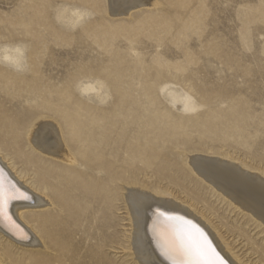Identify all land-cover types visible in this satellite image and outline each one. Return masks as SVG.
<instances>
[{
	"label": "rangeland",
	"instance_id": "obj_1",
	"mask_svg": "<svg viewBox=\"0 0 264 264\" xmlns=\"http://www.w3.org/2000/svg\"><path fill=\"white\" fill-rule=\"evenodd\" d=\"M161 1L160 8L113 16L55 0L34 13L38 23L31 26L24 5L0 0V98L10 96L14 111L41 102L44 88L53 101L75 92L84 116L86 104L93 105L94 132L107 126L110 144L126 146L119 158L127 176L192 204L244 264H264V226L191 174L182 150L227 155L264 174V0ZM117 26L140 31L134 37L116 33ZM23 83L34 86L17 91ZM24 179L34 182L31 172ZM111 217L120 243L103 251L107 260L137 264L126 250L127 214L117 196Z\"/></svg>",
	"mask_w": 264,
	"mask_h": 264
},
{
	"label": "bare ground",
	"instance_id": "obj_2",
	"mask_svg": "<svg viewBox=\"0 0 264 264\" xmlns=\"http://www.w3.org/2000/svg\"><path fill=\"white\" fill-rule=\"evenodd\" d=\"M17 1L29 11L26 19L32 26L38 23L34 13L43 12L55 0ZM69 1L99 8L113 16L162 5L161 0ZM187 1L176 0V5L183 6ZM117 27L116 33L134 31V37L140 31L136 26ZM32 85L15 86L17 91L25 92ZM36 85L42 83L35 82ZM39 94L42 101L37 105L14 111L10 108V96L0 98V173L5 181L15 184L30 197L10 201L7 209L26 238H19V233L14 235L0 221V263L111 264L103 251L120 243L115 229L118 222L111 217L117 196L127 214L126 250L137 264H169L161 255L160 247L179 242L183 226L158 219L157 211L181 216L199 227L225 264H244L204 213L176 197L157 195L126 175L119 158L121 151L127 153L126 146L110 144L107 126L94 132L92 104H86L84 116L77 110L76 100L71 98L76 97L75 92H71L69 99L57 101H53V95L47 98L46 88ZM186 148L189 149L182 150L187 170L217 191L221 198H226L231 206L264 226V174L230 156L213 153V158L201 155L206 152ZM114 154L118 155L117 159ZM17 165L22 166L20 171ZM116 166L120 167L119 171L114 169ZM160 166L156 174L164 176V168ZM29 172L33 174V184L24 179ZM115 181L119 183L117 188L113 186ZM114 190H119L117 195ZM196 200L195 196L191 197L193 203ZM206 210L215 213L212 208ZM233 230L227 228V231ZM15 250L23 254L16 257Z\"/></svg>",
	"mask_w": 264,
	"mask_h": 264
},
{
	"label": "snow or ice",
	"instance_id": "obj_3",
	"mask_svg": "<svg viewBox=\"0 0 264 264\" xmlns=\"http://www.w3.org/2000/svg\"><path fill=\"white\" fill-rule=\"evenodd\" d=\"M29 198L15 184L5 181L3 174L0 173V221L6 223L8 230L14 235L19 233L21 239L26 237L19 225L8 214L7 209L10 201ZM156 215L158 219L179 222L183 226L178 243H166L160 247L161 255L168 260L169 264H225L205 233L190 220L161 211H157Z\"/></svg>",
	"mask_w": 264,
	"mask_h": 264
},
{
	"label": "clouds",
	"instance_id": "obj_4",
	"mask_svg": "<svg viewBox=\"0 0 264 264\" xmlns=\"http://www.w3.org/2000/svg\"><path fill=\"white\" fill-rule=\"evenodd\" d=\"M17 51L20 53L21 56H23V48H18Z\"/></svg>",
	"mask_w": 264,
	"mask_h": 264
}]
</instances>
